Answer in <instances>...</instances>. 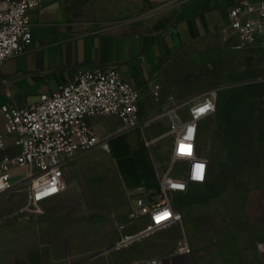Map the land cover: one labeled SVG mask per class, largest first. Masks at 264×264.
Listing matches in <instances>:
<instances>
[{
	"label": "crops",
	"instance_id": "obj_1",
	"mask_svg": "<svg viewBox=\"0 0 264 264\" xmlns=\"http://www.w3.org/2000/svg\"><path fill=\"white\" fill-rule=\"evenodd\" d=\"M58 1L44 0L30 13L31 46L0 66V135L6 136L3 106L29 108L68 84L77 70L108 65L116 66L139 92L138 117L147 124L142 132L125 133L117 118L90 119L101 145L66 164L63 191L41 204L40 213L27 208L28 169H12L14 189L0 198V264H264V191L256 199L237 197L236 203L228 193L222 205H193L186 221L173 206L182 215L180 224L114 249L148 224L146 216L131 219L136 201L158 202L157 175L165 167L156 153L167 141L172 151L166 137L169 121L161 115L195 97L174 85L172 58L213 36L236 39L228 31L225 12L241 0L179 2L176 21L161 35L140 21L75 35L66 27ZM181 114L186 118L187 110ZM15 140V135L6 136L0 161L19 154ZM147 141L156 142L146 148ZM182 240L189 254L179 251Z\"/></svg>",
	"mask_w": 264,
	"mask_h": 264
},
{
	"label": "built area",
	"instance_id": "obj_2",
	"mask_svg": "<svg viewBox=\"0 0 264 264\" xmlns=\"http://www.w3.org/2000/svg\"><path fill=\"white\" fill-rule=\"evenodd\" d=\"M44 0H0V66L21 56L31 46L33 35L30 13L38 10ZM228 31L243 49H264V0H241L225 12ZM155 87V98L158 97ZM217 90L174 105L161 117L169 121L166 134L172 141L169 166L157 175L156 204L136 201L132 220L148 218L146 228L114 246L120 250L136 241L166 230L182 222V215L173 208V196L185 194L191 186L204 185L210 167L208 160L198 154L201 124L216 110ZM139 92L118 73L116 66L77 70L71 81L54 93L41 96L26 109L5 105L1 108L6 136L15 135L19 154L4 156L0 161V198L9 194L14 185L10 172L27 168L24 180L29 183L27 208L40 213L39 206L57 198L64 189L63 168L78 154L87 153L101 145L98 134L89 126L94 117H114L123 132H142L146 122L138 117ZM187 108V117L181 111ZM6 136L0 135V155L5 150ZM156 142V141H155ZM145 142L149 148L155 144ZM106 148V145H103ZM152 159V158H151ZM153 162V159H152ZM184 167L178 171L177 165ZM156 172L158 166L153 162ZM179 251L190 249L184 240ZM156 264V262H150Z\"/></svg>",
	"mask_w": 264,
	"mask_h": 264
},
{
	"label": "rangeland",
	"instance_id": "obj_3",
	"mask_svg": "<svg viewBox=\"0 0 264 264\" xmlns=\"http://www.w3.org/2000/svg\"><path fill=\"white\" fill-rule=\"evenodd\" d=\"M184 1L58 3L66 27L75 35L130 21H140L152 33L161 35L176 21L175 10ZM171 66L174 85L181 90L187 88L195 97L211 90L218 92L215 113L200 126L197 149L209 162L210 176L204 185L191 186L186 194L174 196L173 206L186 221L193 205H222L228 193L236 196L235 203L241 196L256 199L264 191V53L241 50L234 37L219 35L184 47L174 55ZM170 150L167 141L156 153L157 162L165 169L170 163ZM183 167L179 164L175 170Z\"/></svg>",
	"mask_w": 264,
	"mask_h": 264
}]
</instances>
